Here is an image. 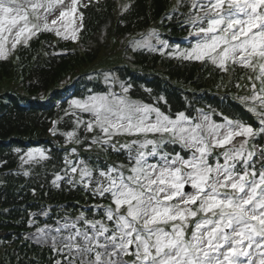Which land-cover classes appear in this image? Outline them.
Listing matches in <instances>:
<instances>
[{"label": "snow or ice", "instance_id": "1", "mask_svg": "<svg viewBox=\"0 0 264 264\" xmlns=\"http://www.w3.org/2000/svg\"><path fill=\"white\" fill-rule=\"evenodd\" d=\"M78 5L79 0H0V58L40 32L75 40L83 21ZM191 9L185 18L195 42L182 52L176 45L177 51L186 60L207 57L220 69L229 61L258 68L252 95L242 99L258 102L248 108L258 116L259 129L227 117L218 123L204 112L173 118L131 99L130 82L103 74L105 84L119 85L121 94L109 87L68 101L76 129L86 124V132L98 133L90 142L76 130L63 135L67 142L123 153L126 163L101 168L76 148L65 157L64 174H56L53 185L81 187L110 198L114 207L94 206L102 220L83 210L56 218L45 208L30 213L35 231L28 238L54 252V264H264V148L247 147L250 139L264 137V0H192ZM133 45L159 50L148 40ZM77 110L90 119L85 122ZM117 136L131 139L120 142ZM172 146L189 155L168 151ZM26 156L31 160L34 152ZM129 255L134 258L126 260Z\"/></svg>", "mask_w": 264, "mask_h": 264}, {"label": "trees", "instance_id": "2", "mask_svg": "<svg viewBox=\"0 0 264 264\" xmlns=\"http://www.w3.org/2000/svg\"><path fill=\"white\" fill-rule=\"evenodd\" d=\"M191 3L192 0L79 2L83 21L75 40L65 41L50 32H40L27 44H18L7 58H0V232L6 233L0 239V264H54L59 258L54 252L25 239L30 211L41 203L81 205L85 201L81 192L66 182L59 187L52 183L58 168L55 160L64 164V155L71 157L70 151L60 152L61 147L72 145L71 149L76 148L77 154L93 163L101 160L97 157L98 144L88 148L86 143L66 141L63 133L68 131L76 130L88 142L98 133L97 129L86 132L85 124L76 129V116L70 107L60 115L61 147L47 136L54 114L38 112V100L43 96L51 92L59 96L71 81L78 79L83 91L105 92L113 85L105 84L103 74L111 73L130 82L131 99L152 104L175 117L186 111L193 97L219 106L226 77L232 82H242L246 77L252 80L253 71L243 70L231 61L225 69L213 63L201 69L199 61L183 59L178 52L160 62L159 52L134 48L133 41L143 34L157 42L190 32V26L183 28L186 30L180 27L184 26L181 21L186 20ZM166 14L168 19H164ZM130 38L133 40L126 54L125 42ZM97 70H101L98 79ZM81 90L78 88L80 96ZM26 105L31 108L27 110ZM235 108L231 111L235 112ZM82 114L77 111L80 117ZM129 139L114 137L120 142ZM28 150L43 151L47 158L40 159L38 155L30 163L25 157ZM18 164L27 175L13 171ZM92 200L95 201L93 196Z\"/></svg>", "mask_w": 264, "mask_h": 264}, {"label": "rangeland", "instance_id": "3", "mask_svg": "<svg viewBox=\"0 0 264 264\" xmlns=\"http://www.w3.org/2000/svg\"><path fill=\"white\" fill-rule=\"evenodd\" d=\"M79 1H83L84 3H88L90 0H79ZM79 23V22H78ZM55 34V33H54ZM60 37V36H59ZM60 38H62V37H60ZM65 40H72L71 38H69V39H65ZM8 48L10 49V45L8 46ZM10 51H12V50H10ZM10 51H8V53L10 52ZM237 139H241V138H237ZM187 186V185H186Z\"/></svg>", "mask_w": 264, "mask_h": 264}]
</instances>
